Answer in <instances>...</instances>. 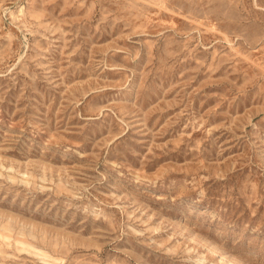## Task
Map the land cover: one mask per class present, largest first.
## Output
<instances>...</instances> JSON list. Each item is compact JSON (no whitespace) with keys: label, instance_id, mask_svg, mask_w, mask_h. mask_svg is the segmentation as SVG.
I'll return each mask as SVG.
<instances>
[{"label":"rangeland","instance_id":"1","mask_svg":"<svg viewBox=\"0 0 264 264\" xmlns=\"http://www.w3.org/2000/svg\"><path fill=\"white\" fill-rule=\"evenodd\" d=\"M0 264H264V0H0Z\"/></svg>","mask_w":264,"mask_h":264}]
</instances>
